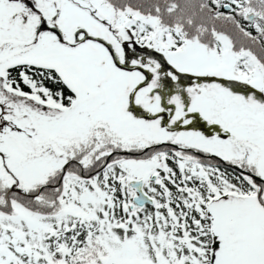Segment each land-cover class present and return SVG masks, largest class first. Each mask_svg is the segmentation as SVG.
Returning a JSON list of instances; mask_svg holds the SVG:
<instances>
[{
	"label": "snow or ice",
	"instance_id": "obj_1",
	"mask_svg": "<svg viewBox=\"0 0 264 264\" xmlns=\"http://www.w3.org/2000/svg\"><path fill=\"white\" fill-rule=\"evenodd\" d=\"M0 264H264V0H0Z\"/></svg>",
	"mask_w": 264,
	"mask_h": 264
}]
</instances>
